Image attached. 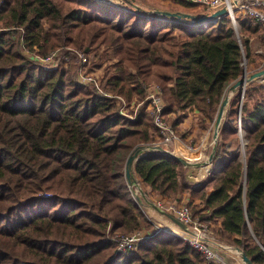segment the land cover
<instances>
[{
	"label": "trees",
	"instance_id": "16d2710c",
	"mask_svg": "<svg viewBox=\"0 0 264 264\" xmlns=\"http://www.w3.org/2000/svg\"><path fill=\"white\" fill-rule=\"evenodd\" d=\"M2 1L0 264H216L165 231L131 253L117 252L116 233L152 226L126 167L136 148L157 145L160 137L149 112L129 119L115 99L80 82L78 51L107 45L118 61L105 87L129 100L143 99L145 85L159 83L168 119L179 129L191 111L204 122L216 121L244 74L250 37L241 42L227 15L194 26L190 19L138 9L130 2L136 0H120L122 6ZM240 27L249 35L260 26L245 17ZM53 51H59L56 61L37 57ZM240 129L247 140L243 151L234 148ZM163 146L180 153L175 145ZM188 169L161 150L148 151L135 164L150 193L177 201L192 191L190 203L200 200L194 213L216 225L217 239L264 264V81L250 82L244 95L238 89L230 99L212 173L196 181Z\"/></svg>",
	"mask_w": 264,
	"mask_h": 264
},
{
	"label": "built area",
	"instance_id": "2783aa9c",
	"mask_svg": "<svg viewBox=\"0 0 264 264\" xmlns=\"http://www.w3.org/2000/svg\"><path fill=\"white\" fill-rule=\"evenodd\" d=\"M110 4L122 6L120 1L115 0H103ZM192 3L201 4L208 7L211 11H215L223 6H228L230 8L229 15L233 22H236V13L242 12L246 16L250 17L251 20L259 25H264V0H239L235 3V0H188ZM3 1L0 0V6ZM211 20L207 23L200 25L208 24L213 22ZM196 26L197 24H192ZM59 51H53L46 56L38 55L37 57L41 61L53 62L56 61ZM78 57L83 65L86 66L88 63V72H82L79 75V80L82 83H91L95 88L103 93L104 95L115 99L117 102L120 112L132 120H137L139 118L140 112L145 110L153 116L156 130L158 131L160 140L159 144L165 145H175L178 147L181 154L184 153L188 160L192 162H202L197 171V177L199 179H205L212 173L213 161H210L212 150H209L210 144H208V139H202L201 144L194 146L186 142L182 135L179 134L176 127L172 125L169 121L166 109L167 102L164 97L163 87L160 84H148L145 85L147 88V94L143 99L138 101L129 100L126 96L122 94H114L111 91H108L105 87L106 81L101 79L92 69L89 67L91 65L90 55L86 52L78 51ZM69 60V58H68ZM214 145V137H213ZM178 144H177V143ZM212 146V144H211ZM158 150V149H156ZM166 153H171L173 151L170 148L165 147L163 150ZM138 193H140L137 190ZM45 197L52 196L51 193H45ZM180 205H169L168 210L172 212L180 221L190 226V228L197 233L193 235L181 228H174L173 230H167L165 228H160L154 234H147L141 229L134 230L129 233H116L113 236L114 241L117 243V252L118 253H131L133 252L140 244L148 241L154 235L165 231L170 234H173L177 237L183 238L188 241L195 249L202 252L207 259L214 261L216 264H235L229 257L227 252L222 249L215 247L214 245L207 242L204 238L218 240L216 237L212 236L209 230V225L206 221L196 216L191 206L187 202ZM159 206H163L160 205ZM212 231V230H211ZM213 232V231H212Z\"/></svg>",
	"mask_w": 264,
	"mask_h": 264
},
{
	"label": "rangeland",
	"instance_id": "374dc122",
	"mask_svg": "<svg viewBox=\"0 0 264 264\" xmlns=\"http://www.w3.org/2000/svg\"><path fill=\"white\" fill-rule=\"evenodd\" d=\"M115 1H120V0H115ZM139 1H140V3H139ZM179 1H182V0H171V2H169V3H168V0L167 1L166 0H136L137 4L143 5V7H145L148 10H152V11H154L156 9H164V10H180V11H183V12L191 13L193 11H203L205 9L210 10L208 7L203 6L201 4L194 3L195 6L190 7V6H186L185 4H183V3L179 2ZM184 1H188V0H184ZM242 14H243L242 12H240V13L237 12L236 13V15H237L236 16L237 23L233 22V21L232 22L234 23V25L236 26V28L238 30L237 33H238V37H239L241 42L244 41L245 37H250V38L254 37V40H252V43L250 45V47H252V51H254V52H252L251 55L246 56V58H245V60L243 62V64H244V74H247V76H250L253 73H257L259 71L264 70V25H259L260 26L259 30L255 34H249V35H247V33L242 34L241 33V27H240V19L242 17ZM227 16L230 17L229 13H228ZM107 49H108L107 45L101 44L99 46L96 45V46L92 47L89 51H83V52H86L88 55H90L91 65H89V67L92 69V71L98 73L97 75L99 77H101V79H104L105 81L107 80L108 76L110 77L112 75V73H114V71H115V68H114L115 67V63L118 61V58L115 57L113 52L110 51V50H107ZM82 72H88V63L86 64L85 67H82V70H81L80 73H82ZM257 81H262L263 82L264 81V76H262L259 79H257ZM150 84H155L156 85V84H159V83L152 82V83H149V85ZM247 86H248V84H247ZM234 93H236V91L233 92V91H231V88H230V90L228 91L226 96H229L230 99H231ZM138 100H139V98H134V100H132V101L135 102V101H138ZM229 103H230V101H229ZM228 107H229V104L227 105L226 112H227ZM225 116H226V113L224 115V119H225ZM207 124H208V126H210L209 130L212 127V130L210 131V134L212 132H215V121L214 122L210 121ZM213 128H214V130H213ZM177 130H178L179 134L182 135L183 139L186 142H188V143H190V144H192L194 146H198L199 144H201L202 139H204V138L208 139V144H210V140H211L210 136L209 137L208 136H204V137H201L197 142H191V141L187 140L183 136L182 131H180V129H177ZM235 143H236V145L234 146L235 150L237 149V150H242L243 151V149H245V143H247V140H246V138L244 136L243 131L241 133L240 138L235 140ZM157 145H158V142H157ZM160 145H162V144H160ZM163 145H165V144H163ZM212 145H213V143H212ZM209 150H211V146H209ZM180 155L186 157L184 153H181ZM198 170H199V168H198ZM199 171H201V170H199ZM195 173L197 174V172H195ZM138 179L140 181V187L145 191V187L143 186L142 180L139 178V176H138ZM130 188L132 190V187H130ZM133 194H134V192H133ZM150 194L147 193L148 200L152 201L153 203H155L158 206L161 203V205H163V206H159V207H162L163 209L167 210L171 214H173V213L168 210V206L169 205H175V204L176 205H180V204H184L183 202H187V204L189 206H191L192 211L194 213V204L195 205L197 204V203H194V204L190 203V201L188 199H186L183 202H182V199H181V201L180 200L176 201L175 199H172V198H170V199H165L164 198L165 201H163V200L159 201V200L154 199L153 195L150 196ZM166 198H168V197H166ZM145 204H146L145 206L149 207L150 209L151 208L154 209V207L152 205H150L149 203L145 202ZM195 215L200 218L199 214H195ZM163 216H161V217H163V219L165 218V220H163L162 218H160L161 220L159 219V221L150 219V222H151L152 226H147L148 224H144V226L142 227L141 230L143 232H146L147 234L148 233L151 234V233L157 232L159 230V227L160 228H165L167 230H173L174 228H179L178 226L172 225L170 223L171 219L169 220L168 217H166L165 215H163ZM162 220H163V222H162ZM206 222L209 225V230H210L211 235L216 237L214 235V232H212L213 231L212 227L216 226V225L213 222H209V221H206ZM222 243H224V242H222ZM224 244H226V243H224ZM226 245H228V244H226ZM227 254L230 255V253H228V252H227ZM231 254H233L235 256V258H236V259L231 258V260L234 261L235 264L237 263V261H238L239 264H245L243 259H242V257L238 253H231Z\"/></svg>",
	"mask_w": 264,
	"mask_h": 264
},
{
	"label": "water",
	"instance_id": "95a60500",
	"mask_svg": "<svg viewBox=\"0 0 264 264\" xmlns=\"http://www.w3.org/2000/svg\"><path fill=\"white\" fill-rule=\"evenodd\" d=\"M130 1V0H128ZM239 0H235V3H237ZM136 8L141 9L140 5L130 1ZM230 11V8L228 6H223L217 10H215L212 14L210 15H197V14H192V13H187V12H181V11H168V10H164V9H156L154 11H152L154 14L156 15H166V16H174L177 17L181 20H187L190 19L192 20V24H203V23H207L211 20L217 21V19L219 17L228 15ZM264 76V70L259 71L257 73H253L250 76H247V74H244L242 78H240L232 87H231V91L235 92L238 89H240L243 92V95L245 94V90L247 87V84H249L250 82L259 79L260 77ZM230 101V97L226 96L221 107L220 110L218 112V116L216 118L215 121V133H214V145H213V150H212V155L210 158V161L214 160L216 151H217V147H218V139H219V132H220V128L222 126L223 120H224V115L226 113V108L227 105L229 104ZM241 130V129H240ZM242 131V130H241ZM163 150L164 147L162 145H155V146H140L138 148H136L131 155L129 156L128 160H127V167H126V176H127V180L129 183V186L132 187V191L134 192V196L136 197V199L141 203L144 204L145 202L149 203L150 205H152L154 207V209H156L157 211H159L160 213H162L163 215H165L166 217H168L169 219H171L179 228L193 234V235H197V233H195L189 225L183 223L182 221H180L175 215L169 213L167 210L163 209L162 207H159L158 205H156L155 203H153L152 201L148 200L147 195L145 193V191L140 187V181L138 179V176L135 173V164L136 162L142 157L144 156L148 151L150 150ZM173 155H175L177 158H179L185 166L189 167L190 170L195 173L198 168H200V166L203 164L202 162H192L190 160H188L186 157L177 154L175 152H171ZM136 186H138L141 190V194L137 192ZM207 242H209L210 244L214 245L215 247L222 249L226 252L229 253H238L245 264H254V262L252 261V259L241 249L233 247L231 245H226L224 243H222L219 240H214V239H209V238H204Z\"/></svg>",
	"mask_w": 264,
	"mask_h": 264
},
{
	"label": "crops",
	"instance_id": "0c3cea01",
	"mask_svg": "<svg viewBox=\"0 0 264 264\" xmlns=\"http://www.w3.org/2000/svg\"><path fill=\"white\" fill-rule=\"evenodd\" d=\"M167 1V0H166ZM169 2H171V0H168V3ZM139 3H140V1H139ZM140 7H143V5H140ZM245 17H248V16H246L245 14H242V17H241V19H243V18H245ZM252 40H254V37H252V38H250V45H251V43H252ZM110 51H112L111 49H109ZM255 50V49H254ZM251 51H252V47H251ZM252 52H254V51H252ZM259 52V51H258ZM115 68V67H114ZM209 121H207V122H204L203 120H202V118L200 117V114H199V112H197V111H191V112H189L188 113V115L187 116H185L184 117V119L180 122V124H179V129H180V131H182V134H183V136L187 139V140H189V141H191V142H197L201 137H204V136H210V146H211V144H212V140H213V137H214V133L215 132H212L211 134H210V131L212 130V127H211V129L209 130V128H210V126H208V123ZM213 130H214V128H213ZM210 134V135H209ZM211 150H213V145L211 146ZM210 150V151H211ZM197 172V171H196ZM196 174V173H195ZM191 170H190V168L188 169V171H187V176H190V177H192L194 180H196V181H199V180H202V179H199L198 177H197V174L195 175ZM138 176V175H137ZM195 177H197V178H195ZM143 183V182H142ZM143 186L145 187V192H149L150 193V190H151V188L149 187V186H147L145 183H143ZM147 193H146V195H147ZM148 193V194H149ZM151 195H153V197H154V199H156V200H163V201H165L164 200V198L165 199H169V198H166V197H164V196H158V195H155V194H150V196ZM192 196H193V192L192 191H188V192H186V193H183V194H180L178 197H182V202L183 201H185L186 199H188L189 201H191L192 200ZM181 201V200H180ZM199 201L200 200H198V199H195L194 200V203H199ZM193 203V204H194ZM142 205H144V207L146 208V212H147V215H148V217H149V219H151V220H157V221H159V219L160 218H162L163 219V217H161V216H159L152 208L150 209L149 207H147V206H145L146 204L144 203V204H142ZM161 220V219H160ZM163 220H165V218L163 219ZM163 220H162V222H163ZM168 222V221H167ZM158 223V222H157ZM219 223H217V225H218ZM163 225V224H162ZM155 233V232H154ZM154 233H151V234H154ZM228 257L231 259V258H233V259H236L235 258V256L233 255V254H231L230 253V255H228ZM234 262V261H233ZM236 264H239L238 263V261H237V263Z\"/></svg>",
	"mask_w": 264,
	"mask_h": 264
},
{
	"label": "bare ground",
	"instance_id": "6f19581e",
	"mask_svg": "<svg viewBox=\"0 0 264 264\" xmlns=\"http://www.w3.org/2000/svg\"><path fill=\"white\" fill-rule=\"evenodd\" d=\"M246 144V143H245ZM138 188V189H137ZM136 189L140 192V194H141V190H140V188L138 187V186H136Z\"/></svg>",
	"mask_w": 264,
	"mask_h": 264
}]
</instances>
